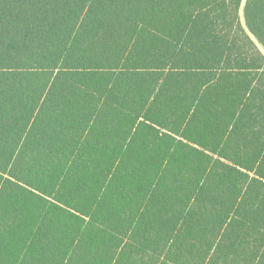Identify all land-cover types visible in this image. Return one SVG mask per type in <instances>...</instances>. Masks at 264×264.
I'll list each match as a JSON object with an SVG mask.
<instances>
[{"label":"trees","instance_id":"1","mask_svg":"<svg viewBox=\"0 0 264 264\" xmlns=\"http://www.w3.org/2000/svg\"><path fill=\"white\" fill-rule=\"evenodd\" d=\"M0 264H264V0H0Z\"/></svg>","mask_w":264,"mask_h":264},{"label":"rangeland","instance_id":"2","mask_svg":"<svg viewBox=\"0 0 264 264\" xmlns=\"http://www.w3.org/2000/svg\"><path fill=\"white\" fill-rule=\"evenodd\" d=\"M261 48V47H260ZM262 49V48H261ZM263 50V49H262Z\"/></svg>","mask_w":264,"mask_h":264}]
</instances>
